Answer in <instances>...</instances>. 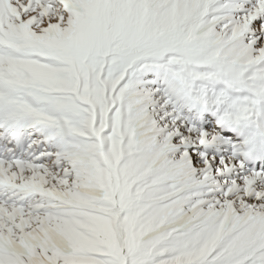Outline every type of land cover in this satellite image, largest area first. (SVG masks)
Wrapping results in <instances>:
<instances>
[{
	"label": "snow or ice",
	"instance_id": "snow-or-ice-1",
	"mask_svg": "<svg viewBox=\"0 0 264 264\" xmlns=\"http://www.w3.org/2000/svg\"><path fill=\"white\" fill-rule=\"evenodd\" d=\"M0 264H264V0H0Z\"/></svg>",
	"mask_w": 264,
	"mask_h": 264
}]
</instances>
